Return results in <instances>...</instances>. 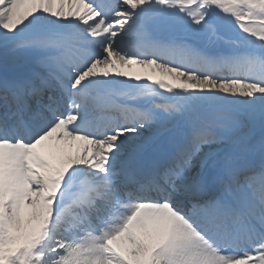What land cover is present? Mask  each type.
Wrapping results in <instances>:
<instances>
[{
  "label": "snow or ice",
  "instance_id": "obj_1",
  "mask_svg": "<svg viewBox=\"0 0 264 264\" xmlns=\"http://www.w3.org/2000/svg\"><path fill=\"white\" fill-rule=\"evenodd\" d=\"M0 50V264H264V0H0Z\"/></svg>",
  "mask_w": 264,
  "mask_h": 264
},
{
  "label": "bare ground",
  "instance_id": "obj_2",
  "mask_svg": "<svg viewBox=\"0 0 264 264\" xmlns=\"http://www.w3.org/2000/svg\"><path fill=\"white\" fill-rule=\"evenodd\" d=\"M136 71H137V72H140L141 74H145V72H146V70L139 69V68H137Z\"/></svg>",
  "mask_w": 264,
  "mask_h": 264
},
{
  "label": "rangeland",
  "instance_id": "obj_3",
  "mask_svg": "<svg viewBox=\"0 0 264 264\" xmlns=\"http://www.w3.org/2000/svg\"><path fill=\"white\" fill-rule=\"evenodd\" d=\"M0 52H2V50H0Z\"/></svg>",
  "mask_w": 264,
  "mask_h": 264
}]
</instances>
